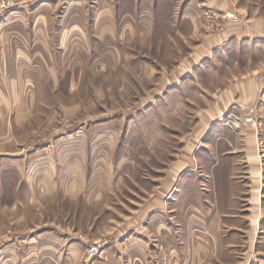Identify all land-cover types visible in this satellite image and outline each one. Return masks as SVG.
Wrapping results in <instances>:
<instances>
[{"label": "rangeland", "instance_id": "374dc122", "mask_svg": "<svg viewBox=\"0 0 264 264\" xmlns=\"http://www.w3.org/2000/svg\"><path fill=\"white\" fill-rule=\"evenodd\" d=\"M262 69L264 0H0V264H264Z\"/></svg>", "mask_w": 264, "mask_h": 264}, {"label": "crops", "instance_id": "0c3cea01", "mask_svg": "<svg viewBox=\"0 0 264 264\" xmlns=\"http://www.w3.org/2000/svg\"><path fill=\"white\" fill-rule=\"evenodd\" d=\"M262 71L263 69L260 71H251V73L241 75L239 78L231 82V84H229L228 87L224 89V92H220L218 97V105L214 108V110L220 114L227 107L229 101L233 99H240L242 101L252 100L257 95L258 91L264 88V72ZM246 150L247 152L245 156H247L245 157V161L248 170L246 172L245 179H250V182H252L261 178V170L255 165L257 164L256 159L251 156V144H248ZM254 213L255 211L253 210L251 214ZM255 216H251V219H254V224L256 226V223L258 224L259 222V216ZM250 225H252L251 222ZM183 264H186V262Z\"/></svg>", "mask_w": 264, "mask_h": 264}]
</instances>
